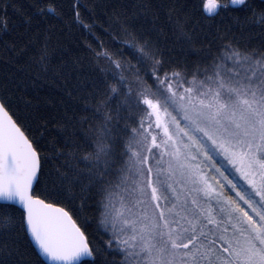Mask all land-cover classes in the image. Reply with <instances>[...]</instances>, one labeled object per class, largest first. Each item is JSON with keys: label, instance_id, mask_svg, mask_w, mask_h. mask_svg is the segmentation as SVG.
<instances>
[{"label": "snow or ice", "instance_id": "1", "mask_svg": "<svg viewBox=\"0 0 264 264\" xmlns=\"http://www.w3.org/2000/svg\"><path fill=\"white\" fill-rule=\"evenodd\" d=\"M34 9L89 38L0 17V264H264V0Z\"/></svg>", "mask_w": 264, "mask_h": 264}, {"label": "trees", "instance_id": "2", "mask_svg": "<svg viewBox=\"0 0 264 264\" xmlns=\"http://www.w3.org/2000/svg\"><path fill=\"white\" fill-rule=\"evenodd\" d=\"M49 0H40V3H47ZM118 0H79L81 5V10L86 22H92L96 20H102L106 18L107 13L103 11L104 6L109 7L113 3H117ZM191 2V0H189ZM55 3L62 6L66 11L69 6L75 3V0H55ZM153 3L159 5L161 3L168 4L171 0H153ZM5 4L7 5L5 11ZM35 0H0V17L6 15L8 17L10 32L7 33L8 36H17L25 29V16L28 14L32 15L33 18V28L35 27V22L39 20L41 26L53 25V43L59 40L64 56L71 58L78 52L82 53L81 44L82 41L87 36V30L79 22H73L71 25L67 24V17L63 19H58L54 15H50L47 20L41 19L39 15L36 14L34 9ZM96 5L95 8H89V5ZM161 20H163L166 14V8H161ZM201 22L203 24L204 18L201 17ZM219 20V17L216 18ZM191 27V25H189ZM204 27H208L207 24H203ZM259 31V28L254 29ZM94 31L101 32L102 29L99 24L94 28ZM203 35V33H200ZM177 55L182 56L183 53L177 51ZM88 58L85 57V65L87 70ZM49 135H58V130H51ZM2 207V206H0Z\"/></svg>", "mask_w": 264, "mask_h": 264}]
</instances>
